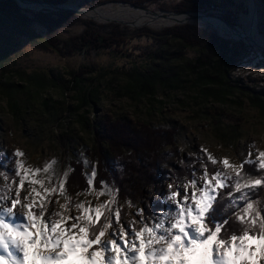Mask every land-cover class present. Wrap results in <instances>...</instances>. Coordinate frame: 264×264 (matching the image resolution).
<instances>
[{"label": "rangeland", "instance_id": "1", "mask_svg": "<svg viewBox=\"0 0 264 264\" xmlns=\"http://www.w3.org/2000/svg\"><path fill=\"white\" fill-rule=\"evenodd\" d=\"M110 1L131 5V2L124 0H72L66 4L77 3L82 8L117 4ZM177 2L178 0H145L143 7L158 12L174 11ZM217 2L216 10L206 8L203 13L218 17L229 13L235 17L237 27L242 30L247 28L248 0ZM255 5L256 29L259 36L264 38V6L259 0H255ZM18 8L28 16L44 9ZM74 15L78 19L89 20L94 25L114 23L97 22L82 16V13ZM122 22L115 24L125 25ZM137 23L129 27L137 29L139 34L144 32L143 28L153 31L166 27L159 24L154 26L148 22ZM188 24L214 31L219 37L241 44L238 60L227 76L235 86L220 99L204 95L203 82L197 79V72L183 65V57L172 53L175 48L172 41L162 47L163 55L153 62H134V51H140L147 43L143 35L133 37L119 49L91 50L86 54L61 57L50 49L40 47L45 36L42 26L35 22L24 25L14 17L0 12V150H6L11 156L18 149L24 154L19 159L23 161L25 168L42 169L39 173H24L22 176L9 172L5 177L3 167L0 166V196L10 200L9 193L14 195L17 188L22 196L27 195L33 187L42 191L39 184L32 183V179L43 180L44 187L47 188L58 186V181L68 171L66 161L70 158L81 160L82 163L86 159L89 165L85 166L83 163L84 173H90L93 165L91 152L94 147L91 124L98 126L99 121L106 116L120 117L152 127H174L176 130L172 146L165 147L169 154L166 162L159 168L156 187L149 195L146 205H152L154 198L161 197L169 183L191 180V157L200 156L202 148L207 149L218 161L227 157L236 166L248 157L249 151L253 157L258 152H264V112L258 110L249 99L251 94H255L258 100L264 99V51L247 40L221 36L210 25ZM82 27L83 24L77 21L67 28L78 30ZM21 30L27 35H21ZM185 56L191 57L193 52L187 51ZM81 65H85L90 71L77 76L74 72ZM126 65L131 68L128 72L123 68L120 70L119 67ZM165 70L174 72L175 76L162 78ZM39 74L43 78L50 76L54 80L37 86L35 79L30 76ZM154 75L156 78L146 89L140 79L154 78ZM8 83L14 84L7 89L9 97L2 92ZM85 93L90 101L76 107L78 98ZM9 102L15 103V112L10 110ZM80 114L83 118H79ZM85 119L88 123H85ZM185 161L188 167L184 177L166 178L169 172L172 173L174 168ZM46 165H50L47 172L43 171ZM11 167L9 164V168ZM195 167L200 169L199 162ZM213 167L222 168L223 165L219 163L213 166L209 162V168ZM21 172L23 173V169ZM21 179L24 180L23 186L19 183ZM51 199L53 203L49 205V211L74 213L76 209L72 205L90 202L95 206L109 201L110 196L107 193L99 195L96 190L85 191L72 199L69 208H61L68 200L65 194L58 192ZM155 205L153 204L157 209ZM163 207L164 205L161 208ZM128 211L123 216L125 221L135 223L140 219L136 214L137 209L131 208ZM153 212L154 210L144 211V214L150 216ZM246 245L255 248L256 240L248 239ZM244 255L246 257L247 254ZM99 259L101 262L100 256Z\"/></svg>", "mask_w": 264, "mask_h": 264}, {"label": "snow or ice", "instance_id": "2", "mask_svg": "<svg viewBox=\"0 0 264 264\" xmlns=\"http://www.w3.org/2000/svg\"><path fill=\"white\" fill-rule=\"evenodd\" d=\"M23 155L18 149L11 156L0 150L5 177L9 172L22 176L42 171L25 168L19 159ZM191 158V180L169 183L162 196L153 201L164 207L150 216L144 209H137L140 219L135 223L123 219V206L117 203L119 188L114 182L100 180V188H95V164L90 173H84L89 185L85 191L110 196L109 201L95 206L80 202L72 205L74 213L49 211L53 194L67 195V172L58 186L47 188L43 180L32 179L42 191L33 187L30 192L25 189L28 194L22 196L17 188L14 195L9 193L10 200L0 196V264H29V246L33 248L31 264L37 260L39 264H60L73 254L86 264H95L97 255L102 264H116L118 257L120 264H141L142 253L148 264H247L251 257L244 253L255 252L246 245L248 239L260 242L264 264V207H254V197L256 204H264L256 195L264 189V152L253 157L249 151L239 166L227 157L218 161L204 148L200 156ZM197 162L200 169L195 167ZM209 162L213 166L222 163L223 167L210 169ZM83 163L89 165L86 159ZM245 165L254 167L259 177L248 172ZM49 167L46 165L43 171ZM171 177L169 172L166 178ZM19 183L23 186L24 180ZM70 205L68 198L61 208ZM232 224L237 227L230 230Z\"/></svg>", "mask_w": 264, "mask_h": 264}, {"label": "trees", "instance_id": "3", "mask_svg": "<svg viewBox=\"0 0 264 264\" xmlns=\"http://www.w3.org/2000/svg\"><path fill=\"white\" fill-rule=\"evenodd\" d=\"M41 1L63 4L72 0ZM124 1H129L130 4L137 6H145V0ZM259 1L264 6V0ZM217 3V0H178L173 10L175 12L203 13L206 8L216 10ZM0 12L14 17L21 24L29 25L35 22L42 26L45 29V36L40 47L50 49L61 57L76 53L86 54L91 50L119 49L133 37L143 35L147 43L140 51L138 49L134 51L136 64L146 61L153 62L156 58H160L163 55L162 47L168 41H172L175 47L172 53L183 57V65L191 71L197 72V79L203 82L202 91L204 95L220 99L235 86L229 82L227 76L233 64L238 60L241 44L219 37L214 31L205 28L181 23L153 31L143 28L144 32L139 34L137 29L125 25L115 23L94 25L91 21L78 19L76 15L67 11L41 9L28 16L20 11L13 0H0ZM220 17L230 24H236L235 17L229 13L222 14ZM77 21L83 24L82 28L78 30L67 28ZM20 33L27 35L22 30ZM187 51H192L193 56L186 57ZM119 68L120 70L123 68L126 72L131 69L127 65ZM86 71H90L89 68L81 65L74 74L79 76ZM164 73L161 75L162 78L163 76L165 78L175 76L172 71L165 70ZM47 77L43 78V75L40 74L30 76L31 79H35L37 86H40L41 83L53 82L54 78ZM155 78L156 75L154 78L145 77L140 79V83L147 89ZM137 85L140 84L137 83ZM13 86V83L6 84V89H3L2 92L9 97L10 93L7 89ZM87 95L85 93L78 98L79 102L76 107L88 104L90 98ZM249 99L258 110L264 112V99L258 100L255 94H251ZM8 106L12 112L16 111L15 103L9 102ZM79 118H83V115L80 114ZM86 120L85 123H88ZM91 127L94 142L91 156L98 172L95 188H100V180H105L109 184L115 183L119 188L117 203L123 206L122 216L127 214L131 208L155 211L156 208L153 204L152 208V206L146 207V203L149 200V195L156 187L155 182L158 180L159 168L161 164L166 162L169 154V150H165V147L173 144L176 135L175 128L152 127L144 123L133 122L120 117L111 118L110 116L101 119L98 126L91 124ZM66 165L68 176L65 183L67 190L65 196L70 198L72 203V199L85 192L89 185L84 175V166L81 160L70 158L66 161ZM186 167H188L186 161L181 162L177 168L172 170V176L184 177L187 172ZM172 168L173 166H171ZM245 169L256 177L260 175L255 172L252 166L245 165ZM256 195L264 200V189ZM129 202L135 207H131ZM155 206L161 208L163 205L156 204ZM254 207H264V204H256L254 197ZM236 227L237 225L232 224L230 230Z\"/></svg>", "mask_w": 264, "mask_h": 264}, {"label": "bare ground", "instance_id": "4", "mask_svg": "<svg viewBox=\"0 0 264 264\" xmlns=\"http://www.w3.org/2000/svg\"><path fill=\"white\" fill-rule=\"evenodd\" d=\"M68 7L73 9H79L82 10V16L86 18L94 19L97 22H104L108 20H113L117 22L125 23V22H131L134 25L138 24L137 22H148L152 25L156 26L159 24V26H166L171 23H174L176 20H187V17L184 15H174L170 13H162L158 11H152L151 9H143V8H136L132 5L128 4H107L102 6H95V7H85L82 8L80 4L77 3H71L67 4ZM19 7L21 8H29L31 10H39L41 9L40 6L37 4H30L25 2H19ZM248 7H249V14H248V26L246 29L242 30L239 27L236 26V29L233 30L230 28H227L224 26L220 21L214 19V18H196V19H189L190 22L198 24L200 26L210 25L211 27L218 30L219 34L221 36L228 35L233 39L236 40H245V39H239V36H248L251 41H248L252 43L253 45H256L257 47H264V38L259 36L257 29H256V5L255 0H248ZM80 13V14H81ZM135 22V23H134ZM234 31V32H233ZM246 41V40H245ZM34 231V229L32 230ZM250 244H253L251 242ZM260 242L256 240L255 245V252L252 253L251 251L246 253V257L250 256L251 259L248 260L247 264L250 262L252 264H260L261 260V249H260ZM33 251V248L29 246V264L32 262V256L31 252ZM36 264H39V261H36ZM60 264H86L85 261L81 260L76 255H70L67 260L61 261ZM95 264H101L99 255H97ZM116 264H120L119 257L117 258ZM141 264H148V258L144 256V254H141Z\"/></svg>", "mask_w": 264, "mask_h": 264}, {"label": "water", "instance_id": "5", "mask_svg": "<svg viewBox=\"0 0 264 264\" xmlns=\"http://www.w3.org/2000/svg\"><path fill=\"white\" fill-rule=\"evenodd\" d=\"M15 2V4L19 7V2H25V3H30V4H37L38 6H40L41 8H44V9H51V10H55V11H67V12H70V13H73V14H80L82 10H79V9H73V8H70L67 6L66 3H63V4H53V3H50V2H45V1H41V0H13ZM110 2H117V1H110ZM117 3H120V2H117ZM133 7H136V8H143V9H146L145 7L143 6H137V5H134V4H131ZM162 12H166V13H171V14H174V15H184L187 17V20H176L174 23H171L169 25H166V26H170V25H173V24H181V23H190L189 19H198V18H207V17H210V18H214L218 21H220L224 26H226L227 28H230V29H236V25L234 24H230L229 22L225 21L223 18L221 17H218V16H213V15H210V14H207V13H201V12H193V11H180V12H174V11H165V10H162ZM105 22H114L116 23L117 21H113V20H108V21H105ZM125 25H128V26H135L133 23L131 22H125L123 23ZM234 32V31H233ZM239 39H245V40H248V41H251V39L248 37V36H239L238 37ZM261 50L264 51V47H260Z\"/></svg>", "mask_w": 264, "mask_h": 264}]
</instances>
